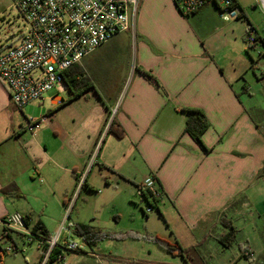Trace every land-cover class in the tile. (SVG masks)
Instances as JSON below:
<instances>
[{"label": "crops", "instance_id": "crops-1", "mask_svg": "<svg viewBox=\"0 0 264 264\" xmlns=\"http://www.w3.org/2000/svg\"><path fill=\"white\" fill-rule=\"evenodd\" d=\"M153 1H140L134 29L78 63L93 88L74 99L67 88V99L54 95L58 107L39 131L26 129L0 80V218L20 212L52 237L63 214L58 222L45 220V209L31 203L27 186L45 179L67 208L83 192L90 197L101 185L110 187V173L136 187L151 174L165 194L155 208L169 231L163 237L177 248L160 256L152 245V258L145 262L264 264V129L259 121L264 117V44L246 42L250 25L264 39V13L257 0H236L242 14L226 22L209 3L181 18L179 26L162 19ZM172 4L166 8L184 16ZM191 17L204 25L194 27ZM11 37H0V50L13 44ZM186 107L202 110L208 119L202 134L207 151L185 131ZM109 114L120 123L123 137L105 132ZM95 165L99 172L94 174ZM100 176L105 184L97 181ZM11 183L22 197L1 191ZM78 224L104 231L96 218L72 220L68 229L90 249L83 252L88 257L75 255L74 264H106L96 252L99 240L88 244L85 238L94 242L92 234L77 232ZM231 227L237 230V248L221 241Z\"/></svg>", "mask_w": 264, "mask_h": 264}, {"label": "built area", "instance_id": "built-area-1", "mask_svg": "<svg viewBox=\"0 0 264 264\" xmlns=\"http://www.w3.org/2000/svg\"><path fill=\"white\" fill-rule=\"evenodd\" d=\"M12 1L24 20L25 30L12 35L13 44L0 50V80L8 87L12 104L22 110L34 101L44 100V94L51 89H56L57 95L64 92L67 87L63 72L66 69L80 63L120 32L134 29L141 0ZM177 1V8L183 15H191L209 3L217 7L223 21H231L241 15L234 0ZM257 3L264 13V0H257ZM259 39L254 30L248 31L246 42L249 46ZM112 116L110 114L105 132L108 131ZM46 119L30 118L26 129L30 132L39 131ZM137 189L142 199L147 201L146 211L154 210L165 195L160 181L151 174L145 177ZM0 226L3 228L0 238L11 237V232L15 231L30 243L34 240L20 212L0 218ZM61 231L46 241L48 248L41 264L48 263L50 252L55 247H61L63 251L55 263L62 262L67 251L85 252L83 244L71 240L62 243ZM17 250V245L7 248L0 246L1 256Z\"/></svg>", "mask_w": 264, "mask_h": 264}, {"label": "rangeland", "instance_id": "rangeland-1", "mask_svg": "<svg viewBox=\"0 0 264 264\" xmlns=\"http://www.w3.org/2000/svg\"><path fill=\"white\" fill-rule=\"evenodd\" d=\"M251 1L253 2V0ZM173 2L174 0H154L153 4L156 6L157 13L162 19L173 23L179 21V26H181V18L186 19V16H176L174 12L166 8V6L170 8ZM245 9L250 10L251 7L247 6ZM179 13L183 15L180 11ZM199 19L200 18L197 17H191L189 21H191L194 27L200 29L204 24H201ZM20 30H25V23L22 17L19 16L14 2L12 0H0V37L9 38L19 33ZM56 94V89H51L44 94V100L34 101L25 106L22 111L18 109L17 112L22 123L27 126V120L30 118H47V116L58 107L51 100ZM58 96L67 99L68 92L58 93ZM259 121L261 122V127L264 129V117L259 118ZM93 163V161L89 162L88 169L83 179L92 168ZM97 171L99 172L97 165H95L93 170L94 174ZM108 175L110 177L109 180H112L110 187H103V185H101L99 193L90 197L85 196V192H83L76 200V203L69 204L67 208L63 205V201L53 193L52 187L45 179L43 183L37 182L35 186H27L24 190L27 192L31 203L37 204L41 209L42 207L45 209V211H41L45 220L57 221V216L63 214L62 219H60L61 223L58 225V230L53 235L55 236L61 229L62 243L67 239L68 234L71 241L74 240L75 242L82 243V238L73 234L70 229H68V225L72 223L73 219L78 217L81 220L90 222L91 219L96 218V224L103 227V233L108 235L100 239L96 247V252L102 254L103 262L106 264H152L151 262H145V260H151L152 257L149 252L151 249H154V246L158 249L160 256L167 254L169 251L161 247L157 242L147 240L146 237L147 235H152L166 240L163 235L169 232L166 228L167 224L159 218L157 209L146 211V202L139 195L136 185L131 183L126 184L118 177H114L111 173ZM97 181H102V184H105V178L101 176ZM80 186L81 185L78 186L77 190L80 189ZM141 208L144 209V212L149 216V220L146 218L145 214L142 213ZM69 215L71 217L68 219ZM2 229L3 228L0 226V232ZM131 233L138 234L139 238L131 236ZM237 240L238 235L232 242L236 248L238 246ZM15 245L18 247L17 251L2 254V256L0 254V261L2 264L40 263L41 250L39 249L38 238H34L30 243L26 237L15 231L11 232V237L0 238V246L2 248H7L8 246L14 247ZM89 250L88 248L85 252H89ZM152 252L153 255L157 253V251L154 250ZM69 253L65 252L64 260L58 264H74L76 259L74 260L73 257H75V255L77 259L80 257H88V255L83 252L72 253L71 255L74 256L69 255ZM90 261L93 260L90 258ZM174 261L178 260L176 259Z\"/></svg>", "mask_w": 264, "mask_h": 264}, {"label": "trees", "instance_id": "trees-1", "mask_svg": "<svg viewBox=\"0 0 264 264\" xmlns=\"http://www.w3.org/2000/svg\"><path fill=\"white\" fill-rule=\"evenodd\" d=\"M175 4H178L177 0H174ZM234 5L238 7L241 11L242 14V9L238 5V2L234 0ZM249 30H254L255 28L250 25ZM262 43L264 44V39L260 38ZM147 74V73H146ZM64 76V82L66 84L67 89L70 92V99L77 98L79 96L85 95L86 92H88L91 88H93V82L90 79L89 76L83 72L80 64H75L68 69H66L63 72ZM182 112L187 116L186 119V126H185V131L191 135V137L205 150L207 151V147L204 145L203 140H202V134L204 131L208 128L209 122L204 114V112L200 109L197 108H183ZM110 115V114H109ZM108 131L111 133H114L117 137L121 138L124 136V130L122 129L120 123L117 121L115 117H113ZM3 193L7 194H12L17 198H20L23 196V193L19 189L18 185L16 183H11L4 187L1 190ZM67 205V203L65 202ZM159 216L163 219V215L160 212ZM25 224L30 228L31 232L33 233L34 237L33 238H38L39 241V249L41 250L40 254V263L42 261V258L47 251L48 245L46 241L50 238L49 235L47 234L46 230L44 229L43 225L41 223L36 222L35 224L31 225V219L28 216H24ZM76 230L79 233H82L84 236L87 234H92V237L94 239V242H90L88 239L85 238V240L93 246L95 244V241L102 239L103 237H107L108 235L101 232L100 230H96L93 227L86 225V224H78L76 226ZM133 237H138V234L131 233L130 234ZM237 236V230L235 228L230 229V231L226 234L223 235L222 238V243L224 246L228 247L232 244V242L235 240ZM147 240L157 242L161 247L164 249L168 250L170 253L174 254L175 253V248L176 245H172L171 243L160 239L159 237L152 236V235H147L146 237ZM181 251L180 254L184 255L183 250L180 249ZM59 254H63V251L61 247H55L52 249L49 255V263H55V260H57V256Z\"/></svg>", "mask_w": 264, "mask_h": 264}, {"label": "water", "instance_id": "water-1", "mask_svg": "<svg viewBox=\"0 0 264 264\" xmlns=\"http://www.w3.org/2000/svg\"><path fill=\"white\" fill-rule=\"evenodd\" d=\"M12 38V37H11Z\"/></svg>", "mask_w": 264, "mask_h": 264}]
</instances>
